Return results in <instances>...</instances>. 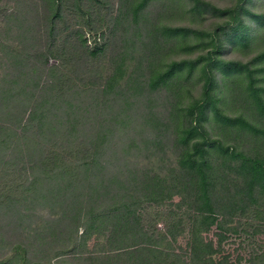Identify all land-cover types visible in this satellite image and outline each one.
Wrapping results in <instances>:
<instances>
[{
	"label": "trees",
	"instance_id": "obj_1",
	"mask_svg": "<svg viewBox=\"0 0 264 264\" xmlns=\"http://www.w3.org/2000/svg\"><path fill=\"white\" fill-rule=\"evenodd\" d=\"M9 1L15 11L0 28V264H229L216 260L220 246L204 234L221 215L264 206V158L209 137L205 122L213 114L223 127L264 133L215 105L217 74L226 81L250 73L249 64L209 53L161 68L165 38L197 31L158 26L148 76L128 70L134 44H72L49 65L60 0L41 1L44 24L39 2ZM254 18L264 25V15ZM199 67L206 92L181 106L179 78ZM261 91L252 95L264 114ZM163 100L166 109L154 110ZM186 199L187 250L166 251L173 224L171 236L155 238L141 210L167 206L183 223L174 210ZM258 258L264 264V249Z\"/></svg>",
	"mask_w": 264,
	"mask_h": 264
},
{
	"label": "rangeland",
	"instance_id": "obj_2",
	"mask_svg": "<svg viewBox=\"0 0 264 264\" xmlns=\"http://www.w3.org/2000/svg\"><path fill=\"white\" fill-rule=\"evenodd\" d=\"M34 1L39 2L37 7L44 24L46 6L41 3L43 0ZM141 1L60 0L62 9L59 16L55 17L56 32L51 39L47 34L49 41L55 44L49 65L60 64L63 60L62 50L65 48L69 52L72 44H134L136 49L130 56L134 64L128 70L133 72L140 66L142 74L148 76L149 44H154V28H191L197 32L187 37H171L172 40L165 38L161 68L174 60L196 58L209 53L225 60L249 64L250 73H236L226 81L221 80V74H217L215 105L227 115L234 118L242 116L249 123L264 130V114L257 109L252 95L253 88H260L264 99V25L254 18V15H264V0H199L200 3L196 5L195 0H155L150 1L143 10L137 11L136 15L135 9ZM14 8L13 2L0 0V28L3 24L6 26V16L15 11ZM18 10L25 12L19 8ZM233 26H237V29H233ZM219 38L224 42L223 49L217 48ZM85 40L87 41L84 42ZM186 76L184 71L179 78L183 81L181 92L184 97L181 106L184 107L196 99H201L206 92V79L202 77L200 67L191 78ZM160 95L164 96L163 93ZM165 101L156 105L154 110H165ZM210 117L205 122L209 137L220 140L227 146H235L237 150L252 156L257 154L264 158V133H247L238 131L240 129L223 127L214 120L213 114ZM183 197L182 193L175 200L180 201ZM184 204L180 211L174 210L184 219L183 223L168 217L167 206H149L141 210L142 222L149 235H154L155 238L166 232L171 236L168 229L173 224L171 227L176 236L174 239L169 237L172 245L169 249H164L166 251L182 254L187 250L191 237L189 217L192 203L186 199ZM204 236L220 246L215 255L217 261H226L229 264H260L262 261L257 256L264 249V206L254 210L245 206L243 210H234L232 215H221ZM256 254L258 255L252 260ZM68 262L66 260L62 264Z\"/></svg>",
	"mask_w": 264,
	"mask_h": 264
}]
</instances>
